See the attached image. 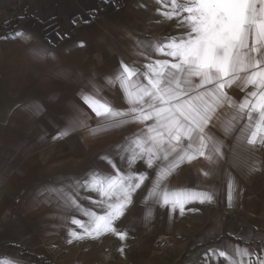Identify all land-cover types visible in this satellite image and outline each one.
I'll list each match as a JSON object with an SVG mask.
<instances>
[{
  "label": "crops",
  "instance_id": "1",
  "mask_svg": "<svg viewBox=\"0 0 264 264\" xmlns=\"http://www.w3.org/2000/svg\"><path fill=\"white\" fill-rule=\"evenodd\" d=\"M166 10L156 0H0V258H16L19 264H92L109 247L118 264H142L143 260L144 264H175L165 255L156 259L155 253L149 252V235L145 243L148 250L139 253L140 206L147 223H153L152 228L156 222L169 223L172 214L148 197L149 180L133 193V203L116 222V227L126 233L123 241L106 234L68 243V229H80L71 224L70 218L65 222L61 194L45 191L69 179L82 180L93 169L112 170L101 156L110 155L121 171L128 167L126 159L122 162L117 153L124 151L125 138L131 140L144 128L142 124L132 123L96 135L87 128H78L59 139L53 137L64 128L70 102L84 109L91 116L89 125L96 127L95 114L77 95L88 76L104 86L102 95L113 107L127 109L119 86L109 87L105 79L120 70L121 62L139 71L147 70L143 65L149 61L134 52L136 38L160 41L183 33L176 19L166 20L159 14ZM17 32L31 39L13 38ZM81 42L84 47L79 46ZM34 46L50 49L56 60L34 59L30 53ZM151 59L171 58L153 54ZM56 67L70 71L73 80L55 78L52 72ZM243 95L239 89L233 93L237 101ZM34 103L42 105V110L33 112L27 107ZM231 111L226 109L221 120ZM210 130L224 142L222 151L230 160L232 153L228 150L234 138L225 137L218 127ZM254 154L260 170L252 174L222 162L235 182L232 208L228 207L227 176L204 178L209 165L203 158H197L194 168L185 161L168 178L173 189L198 186L199 190L215 193L211 204L186 205L183 216L177 211L175 221L195 222L190 235L194 244L178 264H227L223 258L205 256L208 249L227 243L264 254L260 247L264 238V149L257 146ZM137 166L154 178L155 165L148 169L138 161L132 170ZM186 174L194 177L188 180ZM78 198L82 206L99 211L91 203L99 199L97 194L81 190ZM159 207L162 214L156 218ZM75 218L86 219L79 214ZM160 242L165 243L164 239ZM122 247L123 253L119 251Z\"/></svg>",
  "mask_w": 264,
  "mask_h": 264
},
{
  "label": "snow or ice",
  "instance_id": "2",
  "mask_svg": "<svg viewBox=\"0 0 264 264\" xmlns=\"http://www.w3.org/2000/svg\"><path fill=\"white\" fill-rule=\"evenodd\" d=\"M156 2L167 9L159 14L166 20L176 19L177 28L184 31L160 41L136 38L134 52L149 61L143 65L147 70L139 71L121 62L120 70L105 79L109 87L119 86L127 109L113 107L102 95L104 86L88 76L77 95L95 114L96 127L91 128L88 123L91 116L84 109L70 102L64 128L53 137L59 139L78 128H87L96 135L132 123L144 125L131 140L125 138L124 151L117 153L122 162L126 159L128 167L123 171L110 155H105L100 159L107 161L112 170L93 169L82 180L69 179L45 189L61 194L65 222L70 218L71 224L80 229L79 232L68 229V243L106 234L125 240L126 233L116 227V222L125 215L133 203V193L145 180L151 184L148 197L167 208L169 214L178 210L183 216L186 205L213 203L212 190H199L198 186L169 187L168 178L185 161L203 158L209 165L203 173L208 179L227 176L229 208L234 206L235 182L222 162L246 170L247 174L260 170L254 153L257 146L264 149V0ZM15 37L31 39L23 32L15 33ZM79 46L84 47L83 42ZM30 53L40 62L56 60L55 54L42 46L32 47ZM153 54L171 59L152 60ZM52 74L57 79L73 80V74L64 68L56 67ZM237 89L244 94L239 101L233 96ZM27 107L33 112L42 110V105L35 103ZM226 109H231V114L221 120ZM211 127H218L225 137L234 138V145L228 150L232 153L230 160L222 151L224 142L211 132ZM138 161L148 169L155 165L154 178L139 166L132 170ZM81 190L97 194L99 199L91 203L99 211L81 205L78 198ZM75 214L86 219L75 218ZM260 247L264 253V238ZM119 251L123 253L124 248ZM209 255L223 258L227 264H264V254L232 243L208 249L205 256ZM0 264L19 261L5 257L0 258Z\"/></svg>",
  "mask_w": 264,
  "mask_h": 264
},
{
  "label": "rangeland",
  "instance_id": "3",
  "mask_svg": "<svg viewBox=\"0 0 264 264\" xmlns=\"http://www.w3.org/2000/svg\"><path fill=\"white\" fill-rule=\"evenodd\" d=\"M225 113V112H224ZM197 164V159L192 161L191 163L185 162V165L189 167H195ZM182 165V164H181ZM172 176H174L172 174ZM187 179L194 177L193 174H186ZM205 178V175H203ZM142 206H140L139 210V238H138V248L139 253L142 251L145 253L148 249L146 246V237L149 235L150 239L152 240V243H150L149 252L153 251L157 258H162L165 255V258L169 260L172 263L178 264L179 259L183 257V253L187 251L193 244L194 239L190 237V235L193 234L195 229V222H177L175 221L177 211L171 214V218L169 220V223L166 222L164 225L162 223L156 222L154 224V227L152 228L153 223H147L146 221V213H141ZM158 214H162V211L159 208L156 209V218ZM183 225H185L186 229H183ZM165 229V230H164ZM164 239L165 243H161L160 240ZM128 246H130V240L127 239ZM134 243V241H133ZM107 248V247H106ZM105 249V248H104ZM103 249V250H104ZM102 254V251L100 255ZM125 255H128L126 253ZM110 257L112 258L110 261V264H118V261L114 257V251L111 252ZM115 259V260H114ZM146 260H143L142 264L145 263Z\"/></svg>",
  "mask_w": 264,
  "mask_h": 264
},
{
  "label": "built area",
  "instance_id": "4",
  "mask_svg": "<svg viewBox=\"0 0 264 264\" xmlns=\"http://www.w3.org/2000/svg\"><path fill=\"white\" fill-rule=\"evenodd\" d=\"M111 252H112L111 248L109 247L105 248L104 250H102V254L100 255L99 259L92 264H110V261L112 259L110 257ZM70 264H83V263L80 261H74Z\"/></svg>",
  "mask_w": 264,
  "mask_h": 264
}]
</instances>
